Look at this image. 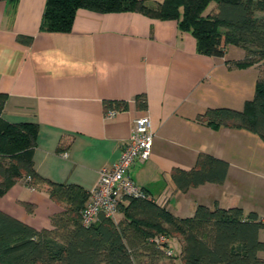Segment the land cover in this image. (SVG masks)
I'll return each instance as SVG.
<instances>
[{
    "label": "crops",
    "instance_id": "obj_1",
    "mask_svg": "<svg viewBox=\"0 0 264 264\" xmlns=\"http://www.w3.org/2000/svg\"><path fill=\"white\" fill-rule=\"evenodd\" d=\"M45 3L0 0L2 118L37 126L35 171L89 192L99 171L118 159L133 121L147 116L151 155L129 171L137 186L154 198L167 194L163 207L177 218L192 217L204 205L240 208L264 222V141L241 128L197 120L212 108L242 110L254 95L260 65L238 67L245 52L233 45L222 57L202 55L175 20L139 12L79 9L70 32H43ZM141 95L143 109L137 106ZM106 101H124L127 109L106 119ZM61 140L68 147L59 148ZM200 154L228 163L225 180L182 191L172 173L190 170ZM0 211L41 230L51 228L60 207L19 178L0 197Z\"/></svg>",
    "mask_w": 264,
    "mask_h": 264
},
{
    "label": "trees",
    "instance_id": "obj_2",
    "mask_svg": "<svg viewBox=\"0 0 264 264\" xmlns=\"http://www.w3.org/2000/svg\"><path fill=\"white\" fill-rule=\"evenodd\" d=\"M79 9L175 20L180 31L194 37L197 52L206 56L222 57L229 45L244 50L245 59L236 65L261 68L253 97L242 110L212 108L197 120L241 128L264 141V0H46L40 30L70 32ZM140 97L137 106L143 109L146 101ZM4 103L0 93V197L24 178L30 188L44 190L60 211L51 217V228L41 230L0 211V264H264V240L259 238L264 222L236 207L198 205L192 217L177 218L151 200L127 198L119 205L118 220L99 214L93 225L83 226L88 191L49 181L35 171L37 126L5 121ZM104 109L122 111L127 103L106 101ZM65 142L61 140L59 148L68 147ZM227 169L226 161L200 154L190 170H174L172 177L184 191L223 183ZM171 239L180 244L177 256L170 250Z\"/></svg>",
    "mask_w": 264,
    "mask_h": 264
},
{
    "label": "built area",
    "instance_id": "obj_3",
    "mask_svg": "<svg viewBox=\"0 0 264 264\" xmlns=\"http://www.w3.org/2000/svg\"><path fill=\"white\" fill-rule=\"evenodd\" d=\"M116 113V110L108 109L104 111V116L110 119ZM153 137L151 122L147 116L133 121L129 137L118 159L111 166L103 167L99 171L96 185L88 192V200L81 214L83 226L93 225L99 214L115 219L119 205L127 198L148 199L164 206L167 194L156 198L146 194L129 174L136 162L143 163L150 158Z\"/></svg>",
    "mask_w": 264,
    "mask_h": 264
},
{
    "label": "rangeland",
    "instance_id": "obj_4",
    "mask_svg": "<svg viewBox=\"0 0 264 264\" xmlns=\"http://www.w3.org/2000/svg\"><path fill=\"white\" fill-rule=\"evenodd\" d=\"M148 4H152L153 5V3H148ZM117 219H119V215L116 217ZM169 243H170V250L172 251V253H173V255L174 256H177V255H179V245L177 244V241H176V239H171L170 241H169Z\"/></svg>",
    "mask_w": 264,
    "mask_h": 264
}]
</instances>
